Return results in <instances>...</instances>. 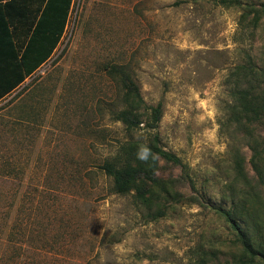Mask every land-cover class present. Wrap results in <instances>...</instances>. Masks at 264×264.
Segmentation results:
<instances>
[{
  "label": "rangeland",
  "instance_id": "rangeland-1",
  "mask_svg": "<svg viewBox=\"0 0 264 264\" xmlns=\"http://www.w3.org/2000/svg\"><path fill=\"white\" fill-rule=\"evenodd\" d=\"M218 1L72 0L52 56L0 101V163L17 171L0 189L24 225L0 238V264H231L235 233L211 206L264 244V0ZM111 66L162 103L158 145L181 162L157 158L142 201L99 169L126 140Z\"/></svg>",
  "mask_w": 264,
  "mask_h": 264
},
{
  "label": "trees",
  "instance_id": "trees-1",
  "mask_svg": "<svg viewBox=\"0 0 264 264\" xmlns=\"http://www.w3.org/2000/svg\"><path fill=\"white\" fill-rule=\"evenodd\" d=\"M218 3L222 7L240 4L239 0H219ZM71 5L72 0H0V101L19 88L25 79L30 78L52 56L65 31ZM260 6V12L264 13V4ZM247 8L251 10L252 6ZM253 19H258L256 14ZM107 73L121 88L122 107L112 111L111 118L122 125L126 140L118 145L116 153L101 163L99 169L111 179L112 190L116 194L124 195L134 191L142 201L155 180L157 158L173 165H181V162L175 154L158 145L156 130L162 117V103L148 106L133 78L122 68L111 66ZM239 100L244 113L258 115V106L246 94L240 95ZM142 132L146 136L144 143L135 139ZM258 157L259 154L255 152V161ZM254 167L256 175L264 184V164L262 170L258 169L256 162ZM238 168L241 171L239 165ZM16 174L10 159H2L1 184L10 182L11 185ZM14 195L13 189L5 193L0 189V238L6 237V245L18 233L14 226L20 228L23 225L19 220L12 225L8 222ZM211 207L235 233L239 255L231 264H256L258 261L264 264V244L254 246L236 219V209ZM24 210L21 207L20 211ZM5 229L8 231L3 236ZM199 263L204 264L203 261L193 264Z\"/></svg>",
  "mask_w": 264,
  "mask_h": 264
}]
</instances>
